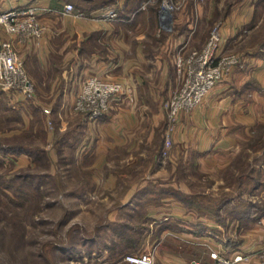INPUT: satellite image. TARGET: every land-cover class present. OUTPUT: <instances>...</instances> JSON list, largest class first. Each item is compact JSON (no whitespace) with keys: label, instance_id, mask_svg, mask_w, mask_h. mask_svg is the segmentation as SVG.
Masks as SVG:
<instances>
[{"label":"crops","instance_id":"1","mask_svg":"<svg viewBox=\"0 0 264 264\" xmlns=\"http://www.w3.org/2000/svg\"><path fill=\"white\" fill-rule=\"evenodd\" d=\"M103 1L107 0H84V3L77 0H0V10L36 4L42 22L47 25L42 37H31L24 42L15 40L36 89L32 96H23L0 87V113L11 114V129L4 127L0 135L9 138L7 142L11 145L21 143L37 151L39 148H34L30 140L21 142L18 137L35 133L32 118L36 111L45 112L47 121L44 108L48 105L46 108L50 106L58 111L60 107L65 113L62 124L56 117L55 132L45 130L48 144L44 150L49 159L57 161L60 152L67 148L66 144L71 143L75 130L83 128L86 137L79 144L83 155L89 156L95 166L104 168V175L112 178L128 176L127 167L139 158L136 154L139 147L154 142L159 131L163 141L169 133L172 147L188 149L204 168L227 164L241 141L249 138L255 127L264 122V59L250 62L248 67L235 68L204 101L182 110L177 124L166 125L167 110L163 102L179 83L176 63L185 45L179 47L180 40L176 41L174 34L161 33L160 27L170 30L167 25L153 29L135 27L131 33L126 23L131 21L128 18L115 21L100 18ZM135 1L114 0L111 4L121 7L125 15H134L140 10ZM66 2L94 14L91 17L65 14L62 9ZM243 18L237 17L233 26L224 27L220 52L226 50L228 37L238 35L240 25H244ZM160 19L163 22L162 14ZM92 74L109 76L127 87L126 93L113 99L106 113L95 119L74 114L72 110L76 89ZM46 96L52 97L49 103ZM117 153L118 169L112 164ZM7 155L6 159H15L22 166L32 159L25 150H11ZM141 188V184L133 182L126 191L134 197ZM173 203L175 210L165 219H159L157 224L160 234L166 237L156 244L155 264L208 263L215 248L228 256L238 250L248 253L249 259L241 264H264V208L262 210L260 205V215L249 210L244 216L237 211L231 225L225 227L213 220L219 219L217 217H195L182 211L181 203ZM177 207L180 209L176 210Z\"/></svg>","mask_w":264,"mask_h":264},{"label":"rangeland","instance_id":"2","mask_svg":"<svg viewBox=\"0 0 264 264\" xmlns=\"http://www.w3.org/2000/svg\"><path fill=\"white\" fill-rule=\"evenodd\" d=\"M144 1L136 0L140 10L128 17L131 21L126 23L131 33L135 27L153 29L167 25L170 30L160 27L161 33L174 34L176 41L180 40L179 47L185 45L181 49L185 56L201 48L215 26L219 25L223 34L224 27L233 26L237 17H244L238 35L225 41L224 52L239 55L240 61L230 73L264 59V0H175L179 7L173 10L170 21L164 18L163 22L161 0H150L141 8ZM181 82L179 77L174 89ZM51 99L45 98L48 103ZM73 102V113L86 115L74 109ZM49 108L47 121L45 112L33 113L35 133L19 136V141L30 140L34 148L44 149L48 144L45 130L55 132L56 117L61 124L65 118L60 107L58 111ZM7 115L0 113V130L11 129V114ZM167 135L163 141L159 131L154 142L139 147V158L128 165L126 177L104 175V168L95 166L89 156L83 155L79 145L86 137L83 128L75 130L71 143L66 144L57 161L45 154L31 157L23 166L15 159L0 160V175L11 178L7 192L0 188V264H135L125 260V255L157 249L156 244L166 237L160 234L157 224L175 210L174 201L181 203L182 211L195 217L216 218L215 210L219 209L220 218L213 220L225 227L231 225L239 209L251 203L263 210L264 122L241 141L227 164L214 169L202 167L198 157L184 147L173 148L171 144L165 155ZM8 140L0 135L3 147L8 146ZM118 156L119 153L117 160L112 161L117 169ZM133 182L142 186L134 197L126 191ZM191 200L192 209L188 207Z\"/></svg>","mask_w":264,"mask_h":264},{"label":"built area","instance_id":"3","mask_svg":"<svg viewBox=\"0 0 264 264\" xmlns=\"http://www.w3.org/2000/svg\"><path fill=\"white\" fill-rule=\"evenodd\" d=\"M150 0L142 3L145 8ZM160 10L163 19L173 13L179 3L175 0H161ZM65 14L78 17H91L94 13L77 7L72 2H66L62 9ZM100 18L114 21L120 18V13L114 4L105 5L100 9ZM169 21V20H167ZM47 30L42 22L40 9L36 4L23 8L0 10V87L11 90L19 95H32L35 84L28 74L25 61L15 46V40L24 42L30 37H41ZM222 42L220 26L211 31L207 42L199 49H193L187 55L177 59V70L181 77V85L173 91L165 102L169 124L174 126L179 120L182 110L191 109L200 104L210 91L239 65V55L230 52H220ZM125 83L102 74H92L86 77L73 102L77 111L84 112L89 118H99L111 106V101L125 94ZM50 112V108L45 109ZM172 140L168 133L163 153L169 151ZM8 155L0 149V160ZM212 260L208 263L193 261L192 264H241L249 259V254L238 250L233 255H224L218 249H212ZM125 260L135 264H155V251L146 250L141 253H128Z\"/></svg>","mask_w":264,"mask_h":264},{"label":"trees","instance_id":"4","mask_svg":"<svg viewBox=\"0 0 264 264\" xmlns=\"http://www.w3.org/2000/svg\"><path fill=\"white\" fill-rule=\"evenodd\" d=\"M114 0H107V1H103L101 2V5H110L111 3H113ZM138 4V3H137ZM137 7V6H136ZM117 9L119 10L120 13V18H128L129 16H131L130 14L125 15L122 13V9L121 7L117 6ZM0 149L5 153L8 154L9 152H11V150L17 151V152H22L23 150H25L26 152H28L29 154H31L33 159L39 158L41 154H45V150L44 149H38L37 151H34V149H30V147H24L21 145V143H15L12 144L8 143L7 147H3V144L0 143ZM46 155V154H45ZM3 162V161H1ZM11 187V178L5 177L4 175H0V188L5 190L7 192L8 188ZM189 208L192 209L194 206V201H190L189 202ZM193 205V206H192ZM218 208V207H217ZM249 210H252L255 214L260 215V210H259V205L257 204H250L249 206H247L244 209H239L238 212H241V214H243L244 216H246V214H248ZM259 212V213H258ZM215 215L216 217L220 218V213H219V209L215 210Z\"/></svg>","mask_w":264,"mask_h":264},{"label":"bare ground","instance_id":"5","mask_svg":"<svg viewBox=\"0 0 264 264\" xmlns=\"http://www.w3.org/2000/svg\"><path fill=\"white\" fill-rule=\"evenodd\" d=\"M166 17H167V20L170 21V19H171V14H168Z\"/></svg>","mask_w":264,"mask_h":264}]
</instances>
